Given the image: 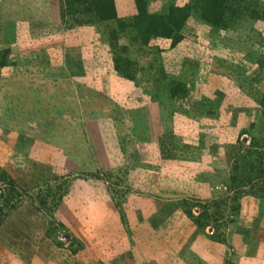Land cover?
<instances>
[{
	"label": "rangeland",
	"instance_id": "rangeland-1",
	"mask_svg": "<svg viewBox=\"0 0 264 264\" xmlns=\"http://www.w3.org/2000/svg\"><path fill=\"white\" fill-rule=\"evenodd\" d=\"M137 1L115 0L137 83L101 94L118 45L83 0H0V264H264V190L230 181L264 144V0L216 26L194 0ZM172 6L192 8L172 35L133 24Z\"/></svg>",
	"mask_w": 264,
	"mask_h": 264
},
{
	"label": "trees",
	"instance_id": "trees-1",
	"mask_svg": "<svg viewBox=\"0 0 264 264\" xmlns=\"http://www.w3.org/2000/svg\"><path fill=\"white\" fill-rule=\"evenodd\" d=\"M88 1L91 2L89 3ZM134 1L135 3L138 2L137 0ZM195 1L196 0H194L196 6L193 7L194 12L199 14L202 19L206 20L213 26L221 24V20L224 19L225 14H227L226 7L223 8V4H230L229 0ZM84 3L85 14H94V20L89 22L88 25H90L91 23H95L96 26H102L103 28L99 30V32L103 34L101 38H104L105 35L109 37L110 31H112V36H114L116 39L115 42L118 46L112 49L114 61L113 67L115 68L116 72L119 74L121 79L136 84L137 78L134 76H137V72L135 71V73H133L128 68L129 60L132 59L133 55L132 53H130L127 47H122L118 44V39L121 35H124L128 38V36H126L127 33L125 32L127 31L126 29L128 28V25L127 23L123 22V17L118 15V9L115 0H83L82 4ZM142 9L143 8L138 7L137 10H139V12H137L136 15H133V24L137 23L144 28L145 32H153V35L157 33L158 36H162V34L167 36L172 35V32L176 30L175 28L182 27L183 23L188 19L189 14L192 10V8L189 7L187 9H184L182 7L172 6L169 9V13H165V15L163 16H158L157 14H151L148 11L146 12L145 10L140 11ZM161 28L163 29V33L159 32ZM180 38L181 37H178V39H176V43L181 40ZM145 40L147 41L148 38H146ZM55 69L58 70L54 71L52 75L56 76L58 75L57 73L61 72L62 69L54 68V70ZM145 113L147 114V112ZM247 153H249V156L253 159L254 164L252 165L249 163V167L245 168V170L249 172L243 173L245 171L242 168L244 158L233 157V173L230 176V181L233 185L239 184L237 185V187H240L241 184L250 185L254 183L255 187H262V189L264 190V144L257 143L256 146L253 145L252 147H249ZM1 171V176L3 178L1 182H6L8 185H11V192H9L8 197H6L7 199L5 201L7 204H9V206H12L13 208L15 202L19 201V198L22 196L20 193V188L15 180L4 169H1ZM189 215L192 216L190 212ZM5 216L6 214L3 213L2 205L0 204V223L4 220Z\"/></svg>",
	"mask_w": 264,
	"mask_h": 264
},
{
	"label": "crops",
	"instance_id": "crops-1",
	"mask_svg": "<svg viewBox=\"0 0 264 264\" xmlns=\"http://www.w3.org/2000/svg\"><path fill=\"white\" fill-rule=\"evenodd\" d=\"M118 6V3H117V9H118V15L119 16H122V12H123V10ZM123 17V16H122ZM103 28V27H102ZM97 33H99L100 34V36L102 37L103 35H102V33L101 32H99V30L97 31ZM108 67H110V66H107V68H106V70L108 71H110V68H108ZM112 71L113 72H111V73H109V72H106V71H101V72H99V73H97V75L96 76H98L99 77V86L97 87L98 88V91L97 92H99V93H101V94H103L105 91H106V87L107 86H109V85H117V86H119V84L121 83V82H125L126 80H124V79H121V77L119 76V74L116 72V70H115V68L113 67V69H112ZM133 83V82H132ZM130 84V82L128 83V84H126V85H129ZM116 87V86H115ZM101 91V92H100ZM108 94V93H107ZM106 97H109L108 95L106 96ZM153 102V101H152ZM136 105H133V106H130V105H126L125 106V108H128V110L131 112V115H133V116H136L137 117V106L135 107ZM146 106L148 107V103L147 104H145L143 107H142V111H143V113H142V115H143V117L145 116V117H147V118H145V119H140L139 120V123H143L142 124V126H141V128H140V130H141V132H140V137H141V139H145V138H147V139H149V136H150V134L152 133V132H149V129L150 128H148L147 127V125L145 124V120L146 121H149V119L151 118H149V113L147 112V114L145 113V115H144V108H146ZM135 108V109H134ZM133 110V111H132ZM150 122V121H149ZM139 133V132H138ZM155 138V136H154V134L152 133L151 134V136H150V140L151 139H154ZM155 140V139H154ZM140 143V140H138V143L137 144H139Z\"/></svg>",
	"mask_w": 264,
	"mask_h": 264
}]
</instances>
